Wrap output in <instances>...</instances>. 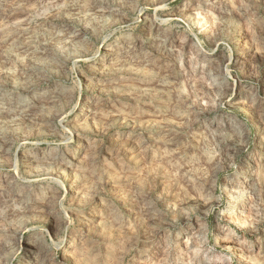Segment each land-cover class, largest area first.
I'll return each mask as SVG.
<instances>
[{
	"label": "rangeland",
	"instance_id": "1",
	"mask_svg": "<svg viewBox=\"0 0 264 264\" xmlns=\"http://www.w3.org/2000/svg\"><path fill=\"white\" fill-rule=\"evenodd\" d=\"M0 264H264V0H0Z\"/></svg>",
	"mask_w": 264,
	"mask_h": 264
}]
</instances>
